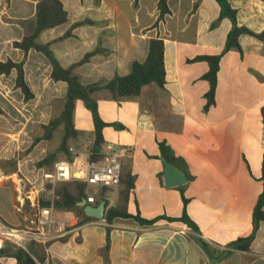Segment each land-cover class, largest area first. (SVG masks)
<instances>
[{
    "label": "crops",
    "instance_id": "0c3cea01",
    "mask_svg": "<svg viewBox=\"0 0 264 264\" xmlns=\"http://www.w3.org/2000/svg\"><path fill=\"white\" fill-rule=\"evenodd\" d=\"M38 1L0 0V61L24 60L25 79L34 94L26 100L16 88L15 70L0 75V217L12 226L27 225L32 219L29 204H21L32 189L51 199L41 169L34 173L29 167L50 152L49 142L41 141L26 151L42 135V125L61 113L67 91L66 83L51 79V65L41 53L30 50L25 54L13 46L33 30ZM228 1L237 10L239 26L256 33L264 30V1ZM61 2L68 21L41 32L38 41L50 44L65 68L100 48V53L74 69L85 85L127 75L134 61L145 60L151 39L163 40V88L150 84L139 96L118 100L108 91L93 95L98 118L109 124L103 129L105 143L100 154L120 155L122 179L133 181L128 213L154 219L180 218L185 211L197 230L162 218L151 226L115 218L105 258L107 225L102 220L85 221L73 212H54L68 225L69 233L49 248L29 245L37 264H264V222L248 252L230 247L253 233L254 209L263 190L264 43L243 34L239 37L241 52L230 50L222 56L215 102L206 108L209 83L203 76L209 68L205 61L194 59L222 53L232 28L227 18L212 27L220 15L215 0H168L169 13L158 26L159 0ZM86 19L93 23L72 29V36L64 38L74 23ZM94 118L85 103L76 102L78 141L93 142ZM161 143L185 161L192 180L165 186ZM77 146L78 153L72 154L70 162L75 180L80 181L88 174L90 147ZM17 156L14 172L1 165ZM121 188L87 186L86 193L96 202L103 197L109 207H117ZM199 239L211 252L216 251V259L203 251ZM0 264L17 261L10 254L0 255Z\"/></svg>",
    "mask_w": 264,
    "mask_h": 264
},
{
    "label": "trees",
    "instance_id": "16d2710c",
    "mask_svg": "<svg viewBox=\"0 0 264 264\" xmlns=\"http://www.w3.org/2000/svg\"><path fill=\"white\" fill-rule=\"evenodd\" d=\"M220 7L219 18L213 22L212 27H216L222 19H229L232 23V28L227 35L226 45L222 53L215 55L199 56L194 61H205L208 64V71L203 76L209 83V90L206 94L207 104L206 108L212 106L215 102V92L217 87V75L220 68V61L224 54L230 50H237L241 52V46L239 44V37L243 34L257 38L264 43V30L260 33H256L247 27L239 26L237 22V10L234 9L228 0H215ZM264 1V0H262ZM158 8L160 11L159 18L155 24L158 26L159 22L163 20L164 16L169 13L168 0H159ZM68 21V13L64 8L61 0H39L36 7L35 26L30 34L26 35L21 41H16L13 46L22 50L27 54L30 50H35L41 53L51 65V79L54 82H64L67 84V91L63 98V109L57 116H53L45 125H42V135L34 139L31 147L26 151L30 152L35 145L41 141H51L54 137L56 130L63 126V135L59 147L55 151H50L40 161L36 163L38 169L50 170L54 164L58 161V155H63L67 160L72 161L73 155L70 152V143L72 141H78L81 133L75 127L74 112L76 102L81 101L88 104L93 101V95L99 91H108L111 93L114 99L121 98H133L141 94L143 88L150 84H156L163 88L165 85V62H164V42L162 39L153 38L149 41L147 57L144 61H134L130 72L127 75L120 76L115 75L111 80L106 82H96L85 85L81 83L79 77L74 73V69L77 66L87 63L91 57L101 52L100 48L87 53L84 58L73 64L69 68H65L61 65L55 54L50 48V44H43L38 41V37L44 30L51 29L60 26ZM91 20H83L72 25V28L68 30L64 38L72 36V29L92 24ZM13 70L16 71V88L20 89L24 94L26 100L34 98L30 87L25 79L24 60L21 62H14L8 59L5 62L0 61V75H9ZM0 113L3 111L0 109ZM264 116V109H263ZM109 124L102 121L100 118H94V139L90 146L89 160L98 161L102 157L101 149L105 143L103 135V129ZM161 156L166 158L169 162H172L175 166L180 168L188 177L192 180V176L187 170L186 163L183 159H179L173 155L171 148L164 143L160 144ZM104 157V156H103ZM102 157V158H103ZM101 158V159H102ZM19 156L14 159L2 161L1 165L10 166L12 172L17 170V161ZM263 184V190L257 200L254 209V231L245 238H239L230 244V247L239 251L248 252L250 250L251 242L255 237L256 230L259 227L260 222H264V155L261 165V178ZM120 185L123 186L119 192L120 204L117 207H109V203L101 197L100 201L94 203L99 205L101 201H106V245L103 249L105 258L108 257V252L111 243V227L115 218H130L137 221L144 226H151L159 219H166L170 222H181L188 227L197 230L196 224L188 217L186 212L180 218L172 217H158L154 219H145L140 215H132L126 210V203L128 200V194L133 188L132 180H123L121 174ZM87 184L83 181L73 180L67 183H61L54 188L53 201H43L42 206L53 205L55 213L73 212L78 216H83L85 221L95 220L92 217H88L84 213V207L79 206V203L83 199H87L86 193ZM106 189V188H103ZM181 194L184 204L188 200L184 196V190L181 188ZM200 247L211 258L214 257L216 251L211 252L210 246L202 239L198 240ZM12 255L17 264H37L30 251H26L21 248L14 247L12 245H6L0 250V255Z\"/></svg>",
    "mask_w": 264,
    "mask_h": 264
},
{
    "label": "built area",
    "instance_id": "2783aa9c",
    "mask_svg": "<svg viewBox=\"0 0 264 264\" xmlns=\"http://www.w3.org/2000/svg\"><path fill=\"white\" fill-rule=\"evenodd\" d=\"M83 147H90L92 141L79 140ZM72 154H77L78 150L70 147ZM121 157L118 154L105 155L100 161H90L88 163V174L80 180L87 186L98 188H118L121 181ZM41 178L44 184L50 186L51 199L44 195L34 194L36 189L31 190L22 199V206L30 207L32 219L27 225L12 226L0 217V250L6 245L29 251L32 243L41 244L49 248V244L65 237L68 232V225L54 216L53 205L42 206L43 201H53L54 188L61 183L75 180L71 162L67 159L58 160L52 169H41ZM87 202L94 204L95 198L88 197ZM106 225L105 219L102 220Z\"/></svg>",
    "mask_w": 264,
    "mask_h": 264
},
{
    "label": "water",
    "instance_id": "95a60500",
    "mask_svg": "<svg viewBox=\"0 0 264 264\" xmlns=\"http://www.w3.org/2000/svg\"><path fill=\"white\" fill-rule=\"evenodd\" d=\"M87 108L93 113L94 117L98 118L97 107L94 101L86 104ZM165 165L164 184L166 187H175L186 184L188 178L185 173L177 168L172 162H169L166 158H162ZM79 206L84 207V213L88 217H92L98 220H104L106 214V202L101 201L99 205L87 203L86 199H83Z\"/></svg>",
    "mask_w": 264,
    "mask_h": 264
},
{
    "label": "rangeland",
    "instance_id": "374dc122",
    "mask_svg": "<svg viewBox=\"0 0 264 264\" xmlns=\"http://www.w3.org/2000/svg\"><path fill=\"white\" fill-rule=\"evenodd\" d=\"M47 106H48V105H47ZM47 110H48V109H47ZM62 135H63V126H60V127L56 130L53 139H52L51 141H48V142H49V146H48V148H49L50 151H55V150L59 147L60 142H61V139H62ZM78 144H80V146H83L81 143H79V141H78ZM78 144H77V141H76V142L72 141V142L70 143V147H73V148H75L76 150H78V149H79V147L77 146ZM39 152L41 153V149L39 150ZM73 155H74V154H73ZM58 157H59V158H62V157H64V156H62L61 154H59ZM36 163H37V162L35 161V162L30 163V165H29L30 169H31L34 173H36V172H37L36 170H38L37 167H36ZM2 166H3V165H2ZM102 222H103V221H102Z\"/></svg>",
    "mask_w": 264,
    "mask_h": 264
},
{
    "label": "bare ground",
    "instance_id": "6f19581e",
    "mask_svg": "<svg viewBox=\"0 0 264 264\" xmlns=\"http://www.w3.org/2000/svg\"><path fill=\"white\" fill-rule=\"evenodd\" d=\"M174 5V4H173Z\"/></svg>",
    "mask_w": 264,
    "mask_h": 264
}]
</instances>
